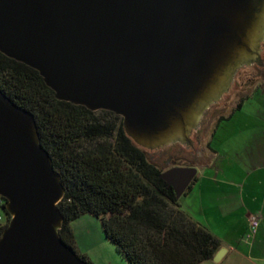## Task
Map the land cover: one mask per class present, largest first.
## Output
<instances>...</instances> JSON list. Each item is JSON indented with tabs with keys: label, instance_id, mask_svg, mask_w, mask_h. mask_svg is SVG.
<instances>
[{
	"label": "water",
	"instance_id": "water-1",
	"mask_svg": "<svg viewBox=\"0 0 264 264\" xmlns=\"http://www.w3.org/2000/svg\"><path fill=\"white\" fill-rule=\"evenodd\" d=\"M262 43L264 0H0V52L37 70L57 99L122 116L150 153L177 142L194 152L193 130L236 70L264 73ZM196 172L161 178L179 199ZM63 195L33 115L0 91V196L11 215L0 264H88L59 237Z\"/></svg>",
	"mask_w": 264,
	"mask_h": 264
},
{
	"label": "trees",
	"instance_id": "trees-1",
	"mask_svg": "<svg viewBox=\"0 0 264 264\" xmlns=\"http://www.w3.org/2000/svg\"><path fill=\"white\" fill-rule=\"evenodd\" d=\"M0 91L34 117L64 188L58 234L75 253L70 223L90 214L127 264H202L215 256L219 240L181 210L164 170L127 134L122 116L57 99L37 70L1 52ZM3 202L0 238L11 219Z\"/></svg>",
	"mask_w": 264,
	"mask_h": 264
},
{
	"label": "crops",
	"instance_id": "crops-1",
	"mask_svg": "<svg viewBox=\"0 0 264 264\" xmlns=\"http://www.w3.org/2000/svg\"><path fill=\"white\" fill-rule=\"evenodd\" d=\"M234 80L229 99H223L200 131L194 130L200 132L193 139L194 152L186 150L193 162L171 166L196 168L190 189L179 198L180 208L215 236L218 251L223 250L220 260L202 264H264V93L260 90L264 73L252 64ZM177 144H171L169 161L185 158ZM195 146L200 150L196 152ZM250 214L257 215L260 224L247 243Z\"/></svg>",
	"mask_w": 264,
	"mask_h": 264
},
{
	"label": "rangeland",
	"instance_id": "rangeland-1",
	"mask_svg": "<svg viewBox=\"0 0 264 264\" xmlns=\"http://www.w3.org/2000/svg\"><path fill=\"white\" fill-rule=\"evenodd\" d=\"M262 51H263V59H264V43L261 44ZM245 66H242L238 68L235 72V74L232 77V83L231 86L228 88V90L233 89L234 82H235V77L236 74L241 71ZM229 92V91H228ZM222 101L223 99H229L228 98V93L226 92L223 97H221ZM220 104H211L207 110H205L203 116L201 117L197 129H194L196 131H200L201 129V124L204 123L208 117L212 116V114L217 113L218 107L221 105ZM206 117V118H204ZM204 121V122H203ZM215 121L212 123L214 124ZM212 126V125H211ZM210 126V127H211ZM205 130L207 129L206 127L204 128ZM192 132V140L194 139L195 141L197 140V137L199 136L200 132ZM176 146L181 153L184 154L185 158L183 156L178 160L174 158L173 160H170L168 153V149L171 148V144L167 146H163L160 148H157V151H147V155L150 161L158 164L164 171H167L171 169V166L173 164H179V165H184L185 162H193L191 158L193 159L194 157H189L187 158L186 155V148L183 147L181 144H177ZM196 149L195 151L197 152L200 150L199 146H195ZM162 151L161 153H165L167 156H161L159 155L158 152ZM162 157V158H161ZM178 162V163H177ZM70 227L73 232L74 240H75V249L76 253L79 256H83L87 258L89 262L88 264H127V262L123 259V257L117 252L115 246L107 240L105 237L103 227L101 224V220L97 217H94L93 215L90 214H83L74 221L70 223Z\"/></svg>",
	"mask_w": 264,
	"mask_h": 264
},
{
	"label": "built area",
	"instance_id": "built-area-1",
	"mask_svg": "<svg viewBox=\"0 0 264 264\" xmlns=\"http://www.w3.org/2000/svg\"><path fill=\"white\" fill-rule=\"evenodd\" d=\"M3 204H4L3 198L0 196V208L3 206ZM2 218L3 216L0 209V221H2ZM259 224H260V220L257 215L250 214L248 216V233L246 235L245 242L249 243L255 237L258 231Z\"/></svg>",
	"mask_w": 264,
	"mask_h": 264
},
{
	"label": "flooded vegetation",
	"instance_id": "flooded-vegetation-1",
	"mask_svg": "<svg viewBox=\"0 0 264 264\" xmlns=\"http://www.w3.org/2000/svg\"><path fill=\"white\" fill-rule=\"evenodd\" d=\"M190 149V145H188V144H186V150L188 151ZM170 151H174V148H169L168 149V152H170Z\"/></svg>",
	"mask_w": 264,
	"mask_h": 264
}]
</instances>
